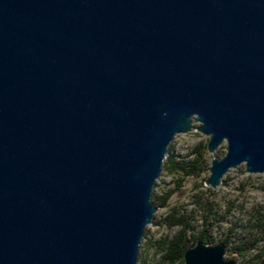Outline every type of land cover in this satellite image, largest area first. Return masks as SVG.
Wrapping results in <instances>:
<instances>
[{
	"label": "water",
	"instance_id": "water-1",
	"mask_svg": "<svg viewBox=\"0 0 264 264\" xmlns=\"http://www.w3.org/2000/svg\"><path fill=\"white\" fill-rule=\"evenodd\" d=\"M198 122L206 186L264 173V0H0V264H138Z\"/></svg>",
	"mask_w": 264,
	"mask_h": 264
},
{
	"label": "rangeland",
	"instance_id": "rangeland-1",
	"mask_svg": "<svg viewBox=\"0 0 264 264\" xmlns=\"http://www.w3.org/2000/svg\"><path fill=\"white\" fill-rule=\"evenodd\" d=\"M200 125L198 122L195 130L176 136L171 146L177 161L191 162L196 157L197 147L208 143L209 136L198 129ZM226 146L225 142L215 154L208 151V164L202 177L189 176L183 179L182 173H171L166 164L170 154L168 155L164 170L153 190V203L158 210L152 224L146 228L138 264H171L165 257V246L179 233L180 227H170L169 218L181 212L194 216V224L198 228L194 234L198 235L203 231L206 204H212L215 212L209 230L211 244H224L223 240L226 239H230L232 244H252L260 238L259 230L253 226L258 217L264 215V173H249L245 164H242L231 169L217 188L206 186L204 182V185L196 189L199 181L203 182L210 176L209 165L211 167L213 158H221L226 154ZM189 239L190 247L197 244L191 235ZM258 246V250L252 251L247 257L235 255L226 246V258L237 256L238 264H264V257L258 263L256 261L262 244L259 243ZM176 264H185V260Z\"/></svg>",
	"mask_w": 264,
	"mask_h": 264
},
{
	"label": "trees",
	"instance_id": "trees-1",
	"mask_svg": "<svg viewBox=\"0 0 264 264\" xmlns=\"http://www.w3.org/2000/svg\"><path fill=\"white\" fill-rule=\"evenodd\" d=\"M173 147H170V156L167 159V169L171 173H182L184 175L183 179L187 177H202L203 172L206 171V167L208 164V147L207 144H202L196 149V157L191 162H179L175 159ZM210 168V165H209ZM203 179V178H202ZM206 179L199 181L196 184V189H199L202 185H204ZM206 216L204 218L203 231H201L198 235L194 234L198 228L194 224L195 217L192 215H187L186 213H180L179 215H171L169 218V226L170 227H180L179 233L175 235V237L167 243L165 246V257L169 260L171 264H176L178 261H183L185 252L188 248H190V239L191 235L196 243L205 242L212 243V238L209 234L210 225H212L213 217H214V207L212 204L205 206ZM253 228L259 230L260 238H257V241L254 243H239L232 244L230 239L223 240V243L230 248V250L240 257H247L252 251L258 250L259 243L262 244V247L259 248V253L256 255L257 263L260 260H263L264 257V215L258 217L257 223L254 224ZM195 245V244H194ZM193 245V246H194ZM253 263V261L251 262ZM255 263V262H254Z\"/></svg>",
	"mask_w": 264,
	"mask_h": 264
}]
</instances>
